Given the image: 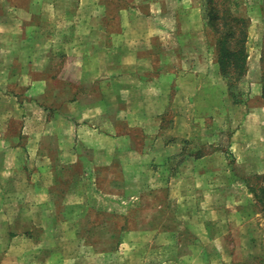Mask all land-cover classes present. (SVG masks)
<instances>
[{
	"label": "rangeland",
	"instance_id": "374dc122",
	"mask_svg": "<svg viewBox=\"0 0 264 264\" xmlns=\"http://www.w3.org/2000/svg\"><path fill=\"white\" fill-rule=\"evenodd\" d=\"M66 3L69 17L44 28L99 26L107 49L118 24L141 37L155 28L168 47L161 68L169 81L194 71L201 96L193 105L170 93L165 109L154 100L148 132L115 154L120 163L75 172L71 194L51 195L48 204L30 192L20 211L6 196L9 233L26 238L10 264H264V0H229L232 13L248 19L246 72L232 95L205 27V0ZM185 32L195 35L177 50ZM192 43L195 52L187 51ZM178 112L190 128L177 145L164 136Z\"/></svg>",
	"mask_w": 264,
	"mask_h": 264
},
{
	"label": "crops",
	"instance_id": "0c3cea01",
	"mask_svg": "<svg viewBox=\"0 0 264 264\" xmlns=\"http://www.w3.org/2000/svg\"><path fill=\"white\" fill-rule=\"evenodd\" d=\"M30 1L26 6L22 0H0V243H7L0 264L23 253L17 244L26 239L24 232L9 233L6 196L21 204L20 211L30 192L48 204L51 195L71 194L75 172L81 176L120 163L115 154L132 149L137 131L148 132L154 100L165 109L170 93L192 99L193 105L201 96L194 71L174 74L170 90L167 67L166 73L161 68L169 64L163 56L168 47L155 28H146L141 37L118 24L107 49L102 27H43L69 17L67 0ZM181 34L176 48L186 51L190 43L185 42L195 34ZM187 51L195 52L194 43ZM181 116L178 112L164 134L175 144L190 128ZM81 186L83 191L84 182Z\"/></svg>",
	"mask_w": 264,
	"mask_h": 264
},
{
	"label": "trees",
	"instance_id": "16d2710c",
	"mask_svg": "<svg viewBox=\"0 0 264 264\" xmlns=\"http://www.w3.org/2000/svg\"><path fill=\"white\" fill-rule=\"evenodd\" d=\"M229 0H205V27L215 37L214 48L219 73L230 86L246 72L248 19L235 15Z\"/></svg>",
	"mask_w": 264,
	"mask_h": 264
}]
</instances>
